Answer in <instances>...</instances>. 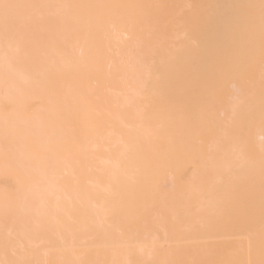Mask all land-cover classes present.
I'll return each instance as SVG.
<instances>
[{
	"label": "snow or ice",
	"instance_id": "obj_1",
	"mask_svg": "<svg viewBox=\"0 0 264 264\" xmlns=\"http://www.w3.org/2000/svg\"><path fill=\"white\" fill-rule=\"evenodd\" d=\"M169 7L196 10L178 23L212 29L221 43L213 72L191 87V102L160 111L145 105L146 114L151 113L147 124L142 123L124 145L118 168L129 185L147 184L148 149L165 155L177 140L204 162L200 181L183 206L193 227L171 237L167 232L142 236L141 225L148 230V209H133L122 198L119 176L108 200L65 202L60 193L64 173L105 140V121L78 75L84 48L109 30L125 29V39L128 30L152 37L157 34L158 11ZM193 44L200 46L194 37ZM167 56V69L182 66L180 50L169 49ZM22 63L30 64V75L17 73ZM0 69V167L17 175L12 194L6 192L0 199V264H50L38 258L50 231L56 232L68 254L59 264H264V0L180 6L0 0ZM230 78L242 81V87L227 88L224 82ZM30 98L42 102L28 104ZM256 127L258 154L245 136ZM209 138L215 150L205 147ZM117 208L132 219L114 237L110 214ZM220 227L239 230L247 240L245 258H205L192 247L206 246L211 231ZM99 247L110 248L112 258H73ZM132 250L149 259L119 258L121 251ZM184 253L193 254L177 258Z\"/></svg>",
	"mask_w": 264,
	"mask_h": 264
},
{
	"label": "bare ground",
	"instance_id": "obj_2",
	"mask_svg": "<svg viewBox=\"0 0 264 264\" xmlns=\"http://www.w3.org/2000/svg\"><path fill=\"white\" fill-rule=\"evenodd\" d=\"M122 3H152L169 6L186 4L231 5L248 3L252 0H108ZM194 9L169 7L159 10L154 27L157 34L129 31L125 39L120 29L113 33H101L94 37L84 48L85 62L79 68L81 85L91 90L96 105L105 121V140L99 147L90 150L74 169H68L63 175L62 199L80 203L88 197L101 201L110 199L109 193L119 187L122 198L133 208L143 211L148 209L147 232L141 225V235L166 232L171 237L174 233H186L192 223L185 218L183 206L194 187L200 181L204 162L190 151L182 149L180 141L161 155L148 149L151 162L146 185H129L118 165L123 162L124 145L147 124L151 113L145 112V105L152 110L180 106L191 102V87L200 76L214 70V56L220 48V39L212 29H205L199 24L183 25L181 18L193 16ZM221 13L226 10H220ZM185 32L188 35H185ZM193 37L199 41V48L193 44ZM180 50L184 56L182 66L167 69V51ZM79 55V50L76 52ZM2 71V69H0ZM17 73L24 76L31 74L28 63L18 65ZM158 75L164 77L158 80ZM229 89L241 88L242 81L230 78L224 82ZM28 104L40 103L39 98L27 99ZM3 104V88L0 86V105ZM251 146L259 152V128L245 131ZM206 148L216 149L212 139L205 142ZM17 183V175L12 170L0 167V199L6 192L11 195V188ZM179 217V219H177ZM127 211L114 210L110 214L112 234L119 235V229H125L131 222ZM19 227V225H17ZM197 229L200 228L196 225ZM207 231V229H202ZM211 240L205 246L194 244L205 258L242 259V250L247 248V240L239 230L220 227L211 231ZM47 243L41 247L38 258L50 264H59L68 254L62 251V243L54 231L46 234ZM193 253H184L177 258H189ZM73 258L104 260L112 258L110 248L99 247L89 253H77ZM119 258L125 261L147 260L138 250L121 251Z\"/></svg>",
	"mask_w": 264,
	"mask_h": 264
}]
</instances>
